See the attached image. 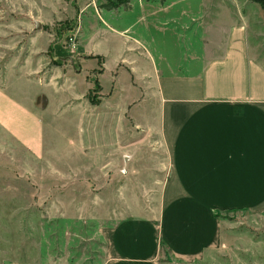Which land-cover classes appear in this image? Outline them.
I'll use <instances>...</instances> for the list:
<instances>
[{
  "label": "crops",
  "instance_id": "1",
  "mask_svg": "<svg viewBox=\"0 0 264 264\" xmlns=\"http://www.w3.org/2000/svg\"><path fill=\"white\" fill-rule=\"evenodd\" d=\"M177 5L142 4L158 13ZM250 5L237 0L227 7L218 24L222 33L212 26L208 33L210 49L194 52L184 70L172 74L133 33L136 27L117 28L102 17L115 10L102 12L104 37L114 36L122 53L130 54L119 59L107 87L102 81L109 56L86 51L82 41L81 70L65 74L64 85L55 83L57 71L48 83L35 78L42 71L40 5L21 6V19L0 21L3 133L35 158L53 155L55 144L46 151L47 122L65 111L66 169L106 171L107 186L115 195L119 191L120 199L158 203L153 214L130 215L113 225L111 264H158L161 248L182 258L201 257L219 245L233 226L231 218L244 214L264 220V65L259 43L253 46L264 34H255L251 25V19H264V10L251 18ZM26 40L29 56L22 45ZM5 52L14 54L9 65ZM138 52L147 56L144 67L135 63ZM100 60L103 68L95 76ZM94 61L96 66L84 69ZM79 78L84 89L77 85ZM98 85L100 97L93 103L88 94ZM53 93L65 98L56 102Z\"/></svg>",
  "mask_w": 264,
  "mask_h": 264
},
{
  "label": "rangeland",
  "instance_id": "2",
  "mask_svg": "<svg viewBox=\"0 0 264 264\" xmlns=\"http://www.w3.org/2000/svg\"><path fill=\"white\" fill-rule=\"evenodd\" d=\"M236 2L237 0H0V21L14 22L24 15L17 11L19 7L24 6L25 10L29 5H40L44 25L41 28V41L37 45H41L38 59L41 61L42 71L35 78L48 83L50 74L57 71L55 83L64 85L65 74H69L70 70L74 74L81 70L78 64L83 58L79 50L82 41L86 51L93 53L100 50L109 56V71L102 81L107 87L119 59L129 57L130 54L122 53L123 47L114 36L104 37L103 30L106 27L100 19L102 12L115 10L116 13L104 14L102 17L117 28L136 27L133 33L145 41L159 66L172 74L184 70L183 64L194 52L210 49L208 33L212 27L221 32L220 15ZM146 3H155L165 8L168 5H179L158 13L152 7L142 6ZM255 4L251 1V18L262 10L259 4ZM116 5L118 7L113 8ZM81 6L84 7L83 11ZM146 14L153 15L147 22ZM136 20H141L138 26L135 25ZM251 25L255 34H264L263 18L257 17V21L251 19ZM4 29L11 30L8 27ZM30 30L37 32L34 27H30ZM256 39L253 46L259 43L256 50L264 65V35H257ZM14 44L17 47L18 44ZM22 45L26 46L29 56L30 41L26 40ZM54 49L56 56L53 54ZM69 50L74 51V54ZM11 55H14L13 52L6 53V65L11 62ZM136 57L135 63L144 67L147 56L143 57L138 52ZM100 63L102 64L95 70V76L103 68L102 60ZM93 65L96 66L95 61L88 62L83 67L90 70ZM122 80L125 81L126 78ZM77 85L80 89L85 88L81 78ZM97 92L96 88L89 92V101L99 100ZM53 95L56 102L65 98L62 94ZM56 102L53 99L52 104L51 97L53 110L56 109ZM64 112L54 123H50L53 120L50 117V122H47L46 151L50 152L55 144L57 152L53 155L47 153L41 159L18 146L0 129V264H111L113 258L109 231L113 225L130 215L153 214V209L158 207V203L154 202H131L125 197L120 199L117 196L119 191L115 195L114 188L107 186L109 179L106 171L66 169ZM135 189L138 188H133L134 192ZM128 191L132 193V190ZM230 221L233 226L225 231L214 250L201 257L182 258L161 248L157 263L264 264V220L256 222L241 214Z\"/></svg>",
  "mask_w": 264,
  "mask_h": 264
},
{
  "label": "trees",
  "instance_id": "3",
  "mask_svg": "<svg viewBox=\"0 0 264 264\" xmlns=\"http://www.w3.org/2000/svg\"><path fill=\"white\" fill-rule=\"evenodd\" d=\"M252 2L254 3H257L261 6V8L264 10V0H251ZM118 5L116 6H113V8H117ZM99 89V85L97 86V90ZM93 103H96V102H93Z\"/></svg>",
  "mask_w": 264,
  "mask_h": 264
}]
</instances>
